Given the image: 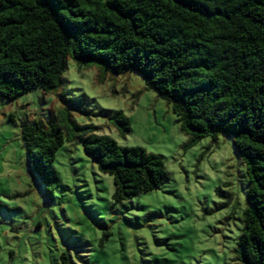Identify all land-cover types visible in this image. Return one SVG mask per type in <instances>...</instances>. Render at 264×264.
<instances>
[{
  "label": "trees",
  "instance_id": "16d2710c",
  "mask_svg": "<svg viewBox=\"0 0 264 264\" xmlns=\"http://www.w3.org/2000/svg\"><path fill=\"white\" fill-rule=\"evenodd\" d=\"M70 57L78 67L139 75L171 106L188 147L233 138L249 183L235 260L264 264V0H0L2 99L55 91ZM58 115L21 124L28 165L47 198L62 185L57 152L75 139L113 177L115 204L169 180L161 155L97 134L66 107ZM103 116L131 132L122 112ZM60 262L74 264L69 253Z\"/></svg>",
  "mask_w": 264,
  "mask_h": 264
},
{
  "label": "rangeland",
  "instance_id": "374dc122",
  "mask_svg": "<svg viewBox=\"0 0 264 264\" xmlns=\"http://www.w3.org/2000/svg\"><path fill=\"white\" fill-rule=\"evenodd\" d=\"M64 107L77 123L97 127L121 146L161 155L169 180L115 204L113 177L75 139L57 152L62 185L47 198L28 165L21 124L58 120ZM105 112H122L131 132L121 134ZM188 141L171 106L139 75L78 67L71 57L55 91L0 97V264H61L62 253L74 264H238L246 163L230 136L192 147Z\"/></svg>",
  "mask_w": 264,
  "mask_h": 264
}]
</instances>
